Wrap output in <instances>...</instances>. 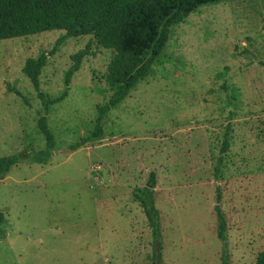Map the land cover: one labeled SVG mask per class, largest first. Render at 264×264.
<instances>
[{
    "label": "rangeland",
    "instance_id": "obj_1",
    "mask_svg": "<svg viewBox=\"0 0 264 264\" xmlns=\"http://www.w3.org/2000/svg\"><path fill=\"white\" fill-rule=\"evenodd\" d=\"M89 41L64 30L0 40V157L19 158L0 178V264H256L264 249V0L192 12L150 75L110 109L102 136L71 149L111 97L112 50L93 43L65 84ZM42 55L48 110L23 71ZM43 115L56 144L34 160L47 145ZM151 173L159 236L133 195Z\"/></svg>",
    "mask_w": 264,
    "mask_h": 264
},
{
    "label": "trees",
    "instance_id": "obj_2",
    "mask_svg": "<svg viewBox=\"0 0 264 264\" xmlns=\"http://www.w3.org/2000/svg\"><path fill=\"white\" fill-rule=\"evenodd\" d=\"M224 1L230 0H0V40L51 30H64L68 37L90 35L86 48L72 56L74 63L65 74L66 85L71 82L82 59L89 54L92 43L112 50L105 73L111 90L110 100L98 107L94 129L72 144L71 149H78L102 136L103 122L110 109L121 103L139 82L150 75L162 57L173 28L201 6ZM45 61L44 55L37 59L29 57L23 71L48 110L53 100L41 91L39 80ZM39 127L47 145L34 160H44L56 144L46 115L39 119ZM229 132L227 128L221 149L223 153L230 146ZM18 159L17 155L0 157V178L10 172ZM155 186V175L151 173L148 184L136 188L133 195L143 207L153 233L159 236V212L153 198ZM216 211L219 216L218 236L225 240L226 220L218 204ZM5 234V215L0 208V239ZM262 262L264 249L258 253L256 264ZM222 264L231 263L225 258Z\"/></svg>",
    "mask_w": 264,
    "mask_h": 264
},
{
    "label": "water",
    "instance_id": "obj_3",
    "mask_svg": "<svg viewBox=\"0 0 264 264\" xmlns=\"http://www.w3.org/2000/svg\"><path fill=\"white\" fill-rule=\"evenodd\" d=\"M261 264H264V262H262Z\"/></svg>",
    "mask_w": 264,
    "mask_h": 264
}]
</instances>
